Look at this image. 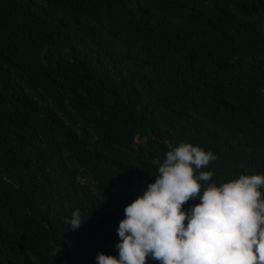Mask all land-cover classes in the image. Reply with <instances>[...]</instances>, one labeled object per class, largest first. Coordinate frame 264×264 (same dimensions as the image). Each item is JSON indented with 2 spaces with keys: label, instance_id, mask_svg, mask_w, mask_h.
Here are the masks:
<instances>
[{
  "label": "trees",
  "instance_id": "16d2710c",
  "mask_svg": "<svg viewBox=\"0 0 264 264\" xmlns=\"http://www.w3.org/2000/svg\"><path fill=\"white\" fill-rule=\"evenodd\" d=\"M185 141L217 183L264 173V0H0V264L118 255Z\"/></svg>",
  "mask_w": 264,
  "mask_h": 264
},
{
  "label": "clouds",
  "instance_id": "9594fccd",
  "mask_svg": "<svg viewBox=\"0 0 264 264\" xmlns=\"http://www.w3.org/2000/svg\"><path fill=\"white\" fill-rule=\"evenodd\" d=\"M216 159L190 141L154 158L155 180L124 208L118 255L100 252L97 264H264V173L217 183L214 169L200 170ZM85 220L77 209L67 222Z\"/></svg>",
  "mask_w": 264,
  "mask_h": 264
}]
</instances>
